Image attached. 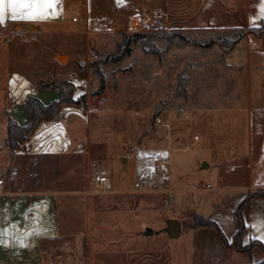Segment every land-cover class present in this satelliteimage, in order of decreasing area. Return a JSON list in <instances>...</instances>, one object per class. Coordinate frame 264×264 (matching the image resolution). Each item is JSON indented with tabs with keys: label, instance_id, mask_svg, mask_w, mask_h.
Returning <instances> with one entry per match:
<instances>
[{
	"label": "crops",
	"instance_id": "crops-1",
	"mask_svg": "<svg viewBox=\"0 0 264 264\" xmlns=\"http://www.w3.org/2000/svg\"><path fill=\"white\" fill-rule=\"evenodd\" d=\"M70 5L83 10V27L65 24L74 7ZM152 10L164 13L159 7ZM105 15L96 8L90 17L88 0H60L57 14L46 19H6L0 24L1 43L2 36L6 40L19 35L35 40L44 37L54 72L50 78H33L27 66L13 67L9 60L7 65L0 63V134L5 133L0 141V264H44L47 252L42 244L68 236L62 230L68 221L61 219L59 212L69 204L72 210H96L98 207L88 204L91 168L104 161L110 142L112 148L124 145L127 149V97L121 102L122 93H108L106 81L100 91L90 92L85 64L66 69L73 53L70 35L92 29L98 37L127 34L133 28L131 20L137 16L141 19L142 14L130 12L127 28L115 27L112 19L111 27L90 26L89 20H103ZM263 19L264 0H202L194 28L182 29L197 35V43L182 46L173 40L167 50L157 46L159 51L152 52L157 76L164 78L165 67H172L175 73L186 64V88L173 92L170 107L166 104L157 114L155 134L143 136L139 144L132 145L140 152L141 177L157 182L155 188L144 189L154 191L159 202L158 195L173 197L167 199V204H173L170 217L180 222L179 235L173 239L193 241L189 252H177L163 264L264 261V32L249 30ZM52 34L55 37L51 41L48 36ZM195 47L198 52L191 49ZM63 56L64 63L60 60ZM59 80L71 81L73 97L86 94L85 100L63 101L54 115L39 117L11 153L6 141L8 116L20 124L27 123L26 98L35 96L44 103L57 99L59 92L41 85ZM213 81L219 91L216 94L211 93ZM133 125L136 122L129 119V130ZM158 132H169V136ZM150 138L154 141L149 142ZM173 150L191 151L194 164L207 169L210 182L206 190L214 192L205 194L202 202L193 198L188 202L186 196L177 193L181 188L173 185L169 168ZM248 192L251 195L241 209L239 235L244 247L238 248L235 208ZM194 213L213 219L228 243L213 226L190 225ZM229 256L232 261L227 260Z\"/></svg>",
	"mask_w": 264,
	"mask_h": 264
},
{
	"label": "rangeland",
	"instance_id": "rangeland-1",
	"mask_svg": "<svg viewBox=\"0 0 264 264\" xmlns=\"http://www.w3.org/2000/svg\"><path fill=\"white\" fill-rule=\"evenodd\" d=\"M201 1L88 0L90 17L96 8L106 14L103 20H89L91 27H111L112 19L116 23L115 27L127 28V15L130 12L142 14L140 26L127 32L131 37V50L120 60L106 61L105 55L117 52L124 35L122 32L98 37L92 29L69 36L73 53L66 69L85 64L89 68L90 92L98 89L102 77V82L106 81L108 93L114 90L122 93L121 102L127 97V149L124 145L112 148L110 142L104 161L91 168L93 171L98 166H106L110 170L112 182L110 192L92 193L89 196L88 204L98 207L96 210L87 211L85 207L72 210L68 208L69 204L59 212L61 219L68 221V224L62 227V230L68 232V236L67 239H50L42 244L47 252L44 264H163L170 261L177 252H189L192 239H173L175 237H169L166 232L160 231L167 225V220L173 218L170 217L173 215V204H167L170 195H158L161 197L159 202L155 199L154 191L144 189L155 188L157 182L141 177L140 152L138 147L132 145L139 144L143 136L155 134L157 115H154V111L158 110L159 113L166 104L170 107L173 92H182L186 88V74L183 72L186 64L185 68L175 73L172 72V67H165L164 78L157 76L156 58L152 52H146L142 48L141 42L146 48L155 45L164 50L169 48V39L182 46L188 42L195 45L197 35L193 32H183L182 29L194 28ZM70 6L74 7H71L65 24L83 27V10L77 5ZM153 7L164 9V13L155 14ZM54 37V34L48 36L51 41ZM38 38L28 39L19 35L6 40L2 36L0 63L7 65L9 60L13 67H29L33 78H50L54 72L51 71L53 59L48 49L49 43L42 39L44 37ZM97 38L99 41H94ZM191 49L198 52L196 47ZM93 53L97 54V58L92 57ZM191 56L195 54L192 53ZM60 60L66 62L63 58ZM212 84L211 93H218L215 82ZM129 119L136 122V126L133 125L130 130ZM158 133L164 137L169 136V132ZM4 138L5 133L0 134V141ZM150 140L149 142L154 141L152 138ZM169 159L173 185L181 188L177 193L186 196L188 202L191 198L194 202H202L205 194L214 192L206 190V183L210 182L206 176L207 169H200L194 164L191 151L173 150ZM145 182L149 184L147 187ZM156 203L159 205L155 206ZM120 205H125L126 208H119ZM127 205L131 208L128 209ZM145 225L152 229V233L142 234ZM232 258L229 256L227 260L232 261Z\"/></svg>",
	"mask_w": 264,
	"mask_h": 264
},
{
	"label": "trees",
	"instance_id": "trees-1",
	"mask_svg": "<svg viewBox=\"0 0 264 264\" xmlns=\"http://www.w3.org/2000/svg\"><path fill=\"white\" fill-rule=\"evenodd\" d=\"M249 30L252 32H264V19L261 21L260 25L258 27H253L249 28ZM139 34V33H136ZM171 39L168 41L167 48L170 47L171 45ZM131 37L130 35H127L124 33L122 37V41L118 47V50L116 53L110 54V55H105V60L106 61H113V60H120L124 56L128 55L130 50H131ZM142 48L146 52H153L156 53L159 51L157 46H152L151 48H146L141 42ZM44 87H51L55 89L57 92H59V96L57 99L51 100L48 103L42 102L40 99H38L35 96H29L26 98L24 102V107L26 112L30 115V120L25 123V124H20L16 120H14L12 117L8 116L7 120V145L10 148V152L13 153V148L19 143V141H23L26 138L27 133L33 128L35 123L37 122L38 118L44 115H54L57 112V107L58 105L63 102H83L85 100L86 94H82L77 98L73 97V91H74V84L69 81V80H59L55 81L52 83H46L44 85H41ZM103 88V82H102V77L100 81V85L98 87V91H100ZM158 114V110L154 111V115ZM264 194V191L261 192ZM251 194L248 192L246 196L238 203L237 207L235 208V214L238 218V230L235 239L236 245L238 248H242L240 244V227L243 224L242 218H241V209L244 203L247 200V197H249ZM190 225L192 226H198V225H203V226H213L215 227L221 238L223 239L224 242L228 243L227 238L219 228L218 224L211 218L205 217L201 214L194 213L192 216V220ZM231 243V242H230ZM262 248L264 249V245H261ZM258 264H264V261L259 262Z\"/></svg>",
	"mask_w": 264,
	"mask_h": 264
},
{
	"label": "snow or ice",
	"instance_id": "snow-or-ice-1",
	"mask_svg": "<svg viewBox=\"0 0 264 264\" xmlns=\"http://www.w3.org/2000/svg\"><path fill=\"white\" fill-rule=\"evenodd\" d=\"M60 0H0V24L6 19L37 20L57 14ZM3 230L0 229V240Z\"/></svg>",
	"mask_w": 264,
	"mask_h": 264
},
{
	"label": "built area",
	"instance_id": "built-area-1",
	"mask_svg": "<svg viewBox=\"0 0 264 264\" xmlns=\"http://www.w3.org/2000/svg\"><path fill=\"white\" fill-rule=\"evenodd\" d=\"M93 58H97V54H92ZM3 180L0 178V190L2 187ZM139 185V183H136ZM112 189V182L110 179V170L104 166L96 167L90 176V188L89 191L92 193H106Z\"/></svg>",
	"mask_w": 264,
	"mask_h": 264
},
{
	"label": "water",
	"instance_id": "water-1",
	"mask_svg": "<svg viewBox=\"0 0 264 264\" xmlns=\"http://www.w3.org/2000/svg\"><path fill=\"white\" fill-rule=\"evenodd\" d=\"M163 231L167 232V234L171 237H177L180 232V222L176 218H169L167 220V225L163 228ZM152 233L151 228H146L143 231V234H150Z\"/></svg>",
	"mask_w": 264,
	"mask_h": 264
},
{
	"label": "bare ground",
	"instance_id": "bare-ground-1",
	"mask_svg": "<svg viewBox=\"0 0 264 264\" xmlns=\"http://www.w3.org/2000/svg\"><path fill=\"white\" fill-rule=\"evenodd\" d=\"M134 17V16H133ZM140 17V16H139ZM138 16L137 17H134L131 21H132V27H139L140 26V18ZM63 59H65L66 57H61Z\"/></svg>",
	"mask_w": 264,
	"mask_h": 264
}]
</instances>
